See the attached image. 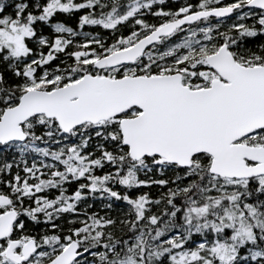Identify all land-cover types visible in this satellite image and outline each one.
<instances>
[{"label": "snow or ice", "instance_id": "obj_1", "mask_svg": "<svg viewBox=\"0 0 264 264\" xmlns=\"http://www.w3.org/2000/svg\"><path fill=\"white\" fill-rule=\"evenodd\" d=\"M174 3L0 0V264H264V0Z\"/></svg>", "mask_w": 264, "mask_h": 264}, {"label": "trees", "instance_id": "obj_2", "mask_svg": "<svg viewBox=\"0 0 264 264\" xmlns=\"http://www.w3.org/2000/svg\"><path fill=\"white\" fill-rule=\"evenodd\" d=\"M168 3L170 6H173V7L175 6L174 0H168ZM77 15H79V14H77ZM75 21H76V15H72V16H67L63 22L68 23L70 26H75ZM85 30L92 31L93 28L92 27H86ZM140 191H150L153 196H157L160 192V189L153 186L151 189L143 188V189H140ZM95 205H96V209H100L102 207V203L100 201H96ZM122 207H124L123 204L118 205V208H122Z\"/></svg>", "mask_w": 264, "mask_h": 264}]
</instances>
